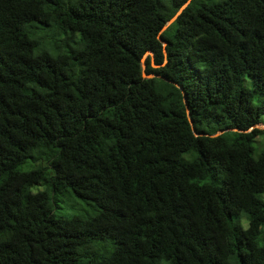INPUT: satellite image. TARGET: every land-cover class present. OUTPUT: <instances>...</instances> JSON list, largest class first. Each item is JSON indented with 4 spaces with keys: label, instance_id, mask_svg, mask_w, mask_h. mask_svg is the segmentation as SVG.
I'll use <instances>...</instances> for the list:
<instances>
[{
    "label": "trees",
    "instance_id": "obj_1",
    "mask_svg": "<svg viewBox=\"0 0 264 264\" xmlns=\"http://www.w3.org/2000/svg\"><path fill=\"white\" fill-rule=\"evenodd\" d=\"M186 1L0 0V264H264V0Z\"/></svg>",
    "mask_w": 264,
    "mask_h": 264
},
{
    "label": "water",
    "instance_id": "obj_2",
    "mask_svg": "<svg viewBox=\"0 0 264 264\" xmlns=\"http://www.w3.org/2000/svg\"><path fill=\"white\" fill-rule=\"evenodd\" d=\"M192 0H187L186 1V3L177 11V13L166 23V25L165 26H163V28L161 29V31H160V33H159V35L157 36V39H158V41L159 42H161L162 43V46H163V55L165 56L166 55V52H165V46H166V42H164V41H162L161 40V38H160V34L162 33V32H164L176 19H177V17L182 13V11L190 4V2H191ZM147 55H150L151 56V66L153 67V68H157L158 66H156L155 64H154V62H153V58H152V55H151V53H149V52H147L146 54H145V56L141 59V68H142V77H143V79H151V78H155V77H157L156 75H146L145 73H144V70H145V57L147 56ZM170 83H172V82H170ZM174 85H176V84H174ZM177 86V85H176ZM183 102H184V105H185V109H186V113L188 114V109H187V104H186V99H185V97H183ZM191 124V123H190ZM254 128H258V126H254V127H252V128H250V130H252V129H254ZM192 131H193V133H194V130H193V128H192ZM231 131H237L236 129H231ZM225 131H219V132H217L215 135H212V136H210V137H217V136H219V135H221V134H223ZM242 132V131H241ZM246 133V132H245ZM194 135H196L195 133H194ZM196 136H203V135H196Z\"/></svg>",
    "mask_w": 264,
    "mask_h": 264
},
{
    "label": "rangeland",
    "instance_id": "obj_3",
    "mask_svg": "<svg viewBox=\"0 0 264 264\" xmlns=\"http://www.w3.org/2000/svg\"><path fill=\"white\" fill-rule=\"evenodd\" d=\"M262 123L263 124H259L258 125V128L257 129L262 130L263 133L261 135H259L256 138L255 142H254V147L257 150L258 149H260V150L264 149V117H262ZM74 200H75V198H74ZM80 204H82V203H80ZM86 214L87 213H84L81 210H79V211L72 210V208L70 207L69 203L66 202V201H64V203L59 204V208L57 210V215L58 216H63V217H71L73 215H78V216L82 215V216L86 217L87 216Z\"/></svg>",
    "mask_w": 264,
    "mask_h": 264
}]
</instances>
